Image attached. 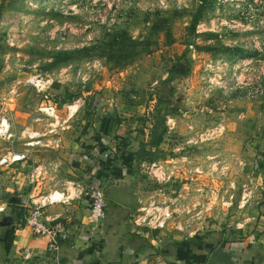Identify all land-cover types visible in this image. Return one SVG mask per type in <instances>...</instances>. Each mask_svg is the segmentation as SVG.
<instances>
[{
	"label": "rangeland",
	"instance_id": "rangeland-1",
	"mask_svg": "<svg viewBox=\"0 0 264 264\" xmlns=\"http://www.w3.org/2000/svg\"><path fill=\"white\" fill-rule=\"evenodd\" d=\"M203 2L0 0V123L7 120L14 134L0 137V160L28 148L24 132L54 129L55 140L49 143L45 136L42 150L85 130L96 136L106 132L115 143L125 138V145L114 147L118 151L151 141L155 125L165 136L191 132L186 122L193 120L204 127L200 132H216L193 155L192 169L203 177L186 181L195 175L187 174L184 191L175 187L181 176L164 186L149 182L158 206L178 194L190 198L183 200V217L164 229L145 228L165 230L172 239L179 231L185 239L238 230L263 238L264 0ZM65 56V62L56 61ZM33 78L51 85L42 90ZM49 104L61 118L54 126L40 111ZM210 165L217 166L215 175ZM17 168L0 164V208L10 212L4 181ZM194 206L202 211L200 218L189 213ZM4 215L0 212V220Z\"/></svg>",
	"mask_w": 264,
	"mask_h": 264
},
{
	"label": "crops",
	"instance_id": "crops-1",
	"mask_svg": "<svg viewBox=\"0 0 264 264\" xmlns=\"http://www.w3.org/2000/svg\"><path fill=\"white\" fill-rule=\"evenodd\" d=\"M48 133H40L43 144L45 136L49 143L55 140V135ZM100 135L85 130L68 141L58 140L59 143L47 150L26 145L31 140L23 136L28 148L13 152H27L32 159L16 165L18 173L13 177L8 175L4 181L11 201L15 198L20 203H13L17 213L13 210L5 213L14 217V223L0 227V264H207L219 246L232 253L236 264H264V237L259 239L238 230L233 234L212 232L183 239L179 231L172 239L173 236L165 235V230L158 232L138 225L135 220L139 208L121 206L111 200H108L107 214L97 234L92 235L88 225L89 204L79 195V186H104L106 181L117 177L133 184L140 183L142 206H145L146 196L150 199L156 197V192L148 186L150 181L145 180L144 173L140 176V169L133 166L131 146L115 150L114 147L118 148L122 141L126 142L125 138L120 137L118 140L122 141L115 143L109 140L106 132ZM127 139H131L128 134ZM109 148L112 155L106 157ZM95 162H99L102 172L94 169ZM33 164L58 169L33 185L28 178ZM53 191L71 195L66 204L57 203L44 208L46 218L58 219L68 230L67 239L55 255L48 252V240L35 236L26 224L20 222L18 215L20 210L33 207L32 200L39 203ZM237 237L241 238L240 241L236 240Z\"/></svg>",
	"mask_w": 264,
	"mask_h": 264
},
{
	"label": "built area",
	"instance_id": "built-area-1",
	"mask_svg": "<svg viewBox=\"0 0 264 264\" xmlns=\"http://www.w3.org/2000/svg\"><path fill=\"white\" fill-rule=\"evenodd\" d=\"M36 80V81H35ZM32 84H34L37 88H41L44 90L45 88H49V85H51V81L45 82L43 79L39 78H33L31 81ZM72 107H69V110H71ZM42 113H44L48 118H51L53 120V123L51 126H54L56 123H60L61 118L59 116L58 109L56 105L54 104H49L42 106L40 109ZM171 123V121H168V125ZM12 127L10 124H8L7 120H2L0 123V137L4 138H12L14 137V134L11 133ZM170 129H175V126L170 127ZM55 130L51 129L49 133H54ZM215 131L206 133L207 135L204 137L206 140L209 141L214 138ZM26 138H29L31 141L28 142L26 145L28 146H38L42 147L45 144H43L41 140V135L37 132H24L22 134ZM111 148L108 149V153L106 157L109 155L111 156L112 154ZM32 159V155L28 154L27 152L24 153H8L5 155L1 160L0 164L4 165L6 167H12L16 166L21 162H28L29 160ZM103 159V158H102ZM107 159V158H106ZM103 159V160H106ZM211 164V163H210ZM169 165H172V167H168ZM94 169L98 172H102V167L99 164V162H95L93 165ZM144 171L143 173L148 176V179L150 181H156L157 183H160V185L164 186L172 183L174 180L173 179H178L177 177L181 176V180L179 181L180 184L182 183V188L179 187V183L177 182L176 185H178L179 190H185L186 185L185 180H186V175L189 174L194 175V177H189L186 181H191L194 182L196 179L197 181L199 180L200 176L201 178L203 177L202 174L203 172L200 169H192V165H187L186 169L183 171V169H180L179 166L177 165L176 162L174 161H169V164L166 162H158L150 166L147 170L146 165H143ZM58 168L53 170L52 168H49L46 164H36L32 166V169L28 175V178L33 185H37L41 180L45 178L47 174H50L51 171L56 172ZM217 166L210 165V171L209 173L215 175L216 173ZM218 170V169H217ZM200 175V176H199ZM177 176V177H176ZM205 178V177H204ZM215 181H213L211 188L212 189H217L216 186L213 184ZM193 184V183H190ZM206 186V185H205ZM79 195L83 198H86L88 204H89V215H88V225H89V230L92 235H96L100 224L102 221L105 219L108 206H109V201L106 199L103 195V187L102 186H93V185H88V186H79ZM203 188V187H202ZM211 188L209 190L211 191ZM164 190L167 191L166 187L161 188V192ZM205 190V187L203 188ZM202 192V190H199L198 193ZM214 193V191H212ZM168 193V192H167ZM183 193V192H182ZM185 193V192H184ZM176 195V192H175ZM180 194H178L177 197L175 198H170L168 200H165L163 202V205L158 206L156 204L155 198L152 199V202H150V206L147 209L145 206H141L138 209V216L135 220V222L140 225V226H148L150 228L154 229H164L170 220H176L181 217L184 214V201L189 197V193H186L185 196L180 197ZM201 197V196H200ZM71 195H66L65 193H61L58 191H53L52 193L48 194L46 197L43 198V200L39 203H36L34 200H32V205L33 207H28L25 209H22L24 211V224L28 226L32 233L35 236H40L46 238L48 241L47 249L48 252L51 254H58L60 248H61V243L67 239L68 237V230L65 226V224L58 219H48L44 216V208L48 205L52 204H57V203H62L66 204L70 201ZM243 201L241 205L243 206L246 204V196H243ZM184 200V201H183ZM183 201V202H181ZM195 207V206H194ZM181 208V210L179 209ZM196 208V207H195ZM178 209V210H177ZM190 212H196L198 214V218H200V214H202V211H198L196 209H189ZM7 211V206H3L0 208L1 213H6ZM146 211V213H143ZM181 211V212H180ZM180 212V213H179ZM194 235V234H193Z\"/></svg>",
	"mask_w": 264,
	"mask_h": 264
},
{
	"label": "flooded vegetation",
	"instance_id": "flooded-vegetation-1",
	"mask_svg": "<svg viewBox=\"0 0 264 264\" xmlns=\"http://www.w3.org/2000/svg\"><path fill=\"white\" fill-rule=\"evenodd\" d=\"M187 123V127L189 130H192L191 132H185V133H178V134H171L170 132L166 133V136H163V141L160 143V145L156 148H153L151 151L154 158L139 161V154L141 153L142 146L140 143L132 144L133 147L130 152L132 153V163L135 168L138 170L143 167V165H146L147 170L150 166H152L155 163H158L160 161L166 162L169 164V161H174L177 163L180 169H183V171L186 169L187 165H194V153H196L197 149L201 145V143L206 140L204 137L207 135L206 132L202 133L199 130L203 129L204 127H200L199 124L195 125L193 120H189ZM191 124V125H190ZM201 124V123H200ZM168 125V122H167ZM204 126V125H203ZM165 137V138H164ZM174 147V148H173ZM172 148V149H171ZM168 167H172V165H169ZM145 176V180L148 179V176ZM143 176V178H144ZM153 183V181H150V183ZM177 183V182H176ZM178 185L175 187L182 188V183L178 182ZM170 184V183H169ZM168 187H166L167 189Z\"/></svg>",
	"mask_w": 264,
	"mask_h": 264
},
{
	"label": "water",
	"instance_id": "water-1",
	"mask_svg": "<svg viewBox=\"0 0 264 264\" xmlns=\"http://www.w3.org/2000/svg\"><path fill=\"white\" fill-rule=\"evenodd\" d=\"M103 187V195L106 199L119 204L121 206L129 207L132 209L142 206L141 193L139 192L140 183L135 184L128 182L122 178H114L112 181H106ZM13 203L18 201L12 198ZM20 203V202H18ZM14 223V217L12 215H4L0 220V227H9ZM207 264H236L233 259V255L224 247L219 246L216 248Z\"/></svg>",
	"mask_w": 264,
	"mask_h": 264
},
{
	"label": "trees",
	"instance_id": "trees-1",
	"mask_svg": "<svg viewBox=\"0 0 264 264\" xmlns=\"http://www.w3.org/2000/svg\"><path fill=\"white\" fill-rule=\"evenodd\" d=\"M207 1V0H204V2ZM203 2V3H204ZM205 5H201L197 14H196V17H195V20L193 22V28L195 29L197 24L199 23V20L201 18V15H202V12H203V9H204ZM244 57L245 56H251V54H248L246 52H244ZM69 57L68 56H65V57H59L57 58V62L60 63V62H65L66 60H68ZM160 102L162 103V106L161 108L165 105V102L166 100H163L161 99ZM160 110V108H158ZM158 110V111H159ZM161 111V110H160ZM159 111V113H160ZM165 121H162V123H159V125H163ZM113 124V123H111ZM155 130L153 131L152 133V136H151V141L149 142H145V144H143V148L141 150V153L139 154V161H143V160H148V159H151V158H154L155 156L153 155L152 153V149L153 148H156L160 145V143L163 141V136L165 135V130H161V132L158 130L159 126L158 125H155ZM11 208L12 207H16L13 203H11ZM8 208H7V211L8 212ZM15 211V212H14ZM13 213H17V209H13ZM19 218H20V222L23 224L24 223V211L23 210H20L19 212Z\"/></svg>",
	"mask_w": 264,
	"mask_h": 264
},
{
	"label": "bare ground",
	"instance_id": "bare-ground-1",
	"mask_svg": "<svg viewBox=\"0 0 264 264\" xmlns=\"http://www.w3.org/2000/svg\"><path fill=\"white\" fill-rule=\"evenodd\" d=\"M36 81V80H35Z\"/></svg>",
	"mask_w": 264,
	"mask_h": 264
}]
</instances>
